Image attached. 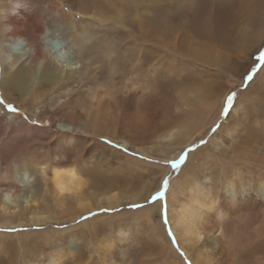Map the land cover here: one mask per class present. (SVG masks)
I'll use <instances>...</instances> for the list:
<instances>
[{"label":"rangeland","instance_id":"obj_1","mask_svg":"<svg viewBox=\"0 0 264 264\" xmlns=\"http://www.w3.org/2000/svg\"><path fill=\"white\" fill-rule=\"evenodd\" d=\"M16 2L2 0L0 4L8 19L4 21L10 27L16 26L13 17L16 11L8 10ZM20 6L24 10L19 19L28 37L30 26L25 24L29 23L26 19L34 18L42 30L49 31L51 38L47 43L66 46L65 58L80 73L77 83L63 87L42 85L37 89L35 83L42 76L37 63L22 67L20 63L15 75L24 80L11 87L10 76H1L0 56V156L5 167L2 169L14 176L22 174L27 186L19 187L7 215L13 218L42 204L49 209L43 216L53 218L56 223L30 227L27 216V223L21 227L3 228L0 235L17 236L5 250L18 254L19 264H41L48 262L54 253L45 251L34 261H26L19 239L34 234L45 238L51 235L55 240L59 232L79 231L76 237L67 236L60 244L68 264H236L237 258L230 250V257L214 256L202 241L194 244L196 250L189 248L185 252L183 232L175 225L177 209L173 206L178 203L171 198L173 205L169 209L166 201L170 190L186 187V180L193 178L202 187L207 184L211 195L220 193L223 187L229 189L234 180L235 184L242 180L245 185L254 183L264 196V180L260 179L264 176V59L261 58L264 0H117L116 7L110 10H104L109 7L108 0H21ZM72 35L83 40V47L73 44ZM2 37L0 41L9 40L10 31L2 30ZM104 41L115 47L110 60L117 62L108 63L110 66L89 60L90 56L92 59L100 56V44ZM196 91L206 95L192 100L191 96L199 93ZM229 95H233L230 105ZM190 102L195 103L191 104L192 108ZM9 104L17 111L9 112ZM227 120L238 124L235 129L246 128L244 134L234 138L224 135L221 127ZM177 126L182 138L193 136L188 141L190 144L178 145L181 139L168 148L169 152L181 151L179 155L185 156L173 168L178 159L159 160L152 149L159 144L158 135ZM65 127L74 132L65 131ZM70 136L77 145L64 144ZM72 151L79 154L77 159ZM33 161L39 164L36 162V166ZM186 164L190 167L188 173L182 171ZM129 168L136 174L147 175L139 182L133 179L134 184L118 183V175L124 181L122 172L127 173ZM234 168L241 178L232 177ZM56 169H74L80 179L81 194L75 190L59 193L51 181ZM248 172L253 174L249 176ZM165 179L168 180L165 199L149 203ZM96 181L101 184L98 195L89 188ZM108 184L116 185L117 189H107ZM145 188L149 191L145 192ZM182 192L181 196L185 195V189ZM141 194L145 197L143 201ZM113 196L119 197V202L109 207V201L116 198H107ZM96 203H100L99 209ZM137 203L143 207H130ZM84 205L94 209L85 210ZM163 205H166L167 224L162 215ZM1 210L2 205L3 215ZM75 213L82 215L76 218ZM147 216H152L153 221ZM261 218L249 217V224L238 229L235 237L241 247H251L255 239L253 227L259 225ZM233 222L227 224L228 235L234 232L230 227H236ZM162 230L166 236L159 233ZM77 254L82 256L80 261L72 258ZM239 264L248 263L240 260Z\"/></svg>","mask_w":264,"mask_h":264},{"label":"bare ground","instance_id":"obj_2","mask_svg":"<svg viewBox=\"0 0 264 264\" xmlns=\"http://www.w3.org/2000/svg\"><path fill=\"white\" fill-rule=\"evenodd\" d=\"M1 1H0V4H1ZM108 1H109V7L107 6L108 8H106L104 10H107L109 8H112V7H116V1L117 0H108ZM20 4H21V0H17V2L14 4V7H12V9H11V7L9 8V10L7 9L8 11H11V10L16 11V13L13 16L14 18H16V20L14 19V24L16 26L10 27V24H8V25L6 24L7 22L4 20L7 19L6 18L7 16H6V11L2 8L3 4L1 5V8H0V39L3 38L2 37V30H5L7 32L10 31V33H11V38L9 40H1L0 41L1 76H5V75L8 76L9 75L10 77H8V79H9V82L11 81V83H12V84L10 83L11 87H13L12 85L13 84L17 85V82H19L20 79L24 80V78H21V76L15 75V71L19 70V69L16 70V66L19 65L20 63H21L20 65L22 67V66L28 65L29 63L36 62L39 70L42 73V76H41V79L39 80V83H35V86H37V89H40L42 85L48 86V85L57 84V85H59V87H63L64 85L77 83L76 78L80 72L78 73L79 69L78 70H76V68L73 69V67L70 65V62L65 58L66 46H65V48L63 45L51 46V44L47 43L49 38H51L49 31L48 30H42L41 26L37 22H35L34 18L26 19L29 23H25V24H29V26H30V31H29L30 36L28 37V32L25 29L23 30V28H22L23 27V21L19 19L22 17L20 15V14H22L21 11L24 10V7L20 6ZM214 18L217 19L218 18L217 15H215ZM115 22H118V20H116ZM220 23H222V22H220ZM128 27H131V26L128 25ZM155 28L153 26L154 30H155ZM14 30H15V32H14ZM13 33H15L16 36L13 35ZM145 33H146V31H145ZM82 41L83 40H80L79 37L78 38L76 36L72 37L73 44H77V46L81 47L83 45ZM39 42H40V46H39ZM85 45H86V43H85ZM113 47L114 46L112 43L104 41V43L100 44V48H99L100 49V56L98 55L99 56L98 57L94 54L95 55L94 58L97 62L94 61V58L92 59L91 56H90L91 59H89V60L90 61L92 60L93 62H95L97 64H99V63L100 64L101 63H105V64L107 63L108 64L109 63L110 65H112L111 62L113 60L111 61L110 59H111V57H113V56H111L113 54V49H112ZM86 48H88V47H86ZM83 49H81V50H83ZM102 50H103V52H102ZM83 51H85V49ZM101 52L104 55L101 54ZM48 56L51 57V61L50 60L48 61V59H49ZM102 58H105V59L101 62L100 60H102ZM105 60H106V62H105ZM115 62H117V61H115ZM115 62H112V63L115 64ZM88 65H90V64H88ZM54 67H57L59 70L54 69ZM117 67H116V69H117ZM72 70H74V72ZM58 71H60V72H58ZM25 75H23V76H25ZM12 80L14 81V83ZM196 92L198 93L199 91H196ZM198 94H196L194 97H193V95H194L193 94L191 96V99L193 100V98L195 99V97H197V96L199 98V96L201 97L204 94L206 95V92H204V94H203V92H201L199 95ZM201 94H203V95H201ZM100 95L102 96L104 94H100ZM209 95H211V94H209ZM197 103H199V101ZM191 104H193V103L190 102L188 104L190 106V108H192ZM187 120H189V119H187ZM185 122H186V120H185ZM187 122H186V124H187L186 126H188V124H189ZM233 122L227 120V122L224 125H222L221 131L223 132L224 135L228 134V136H230L231 138H234L236 135L242 136L244 134V130L246 128L244 130L235 129L238 126V124L237 123L234 124ZM180 126H182V125H180ZM203 126H204V124H203ZM179 128H180L179 126L172 127L171 129L164 131L163 133L158 135L156 140H158L157 142L159 144L155 145L153 147V149L152 148L151 149H152V153H154V155L159 157V160L169 161L171 159H179L177 157L180 156L179 154L181 151H175L174 152L172 150L171 152H169L168 148L170 146H172L173 144L176 145L181 139H182V141H180V143L178 145L190 144V142H188V141L191 140V137L193 135L188 134L186 137L182 138V135L180 134L181 132L179 131ZM184 129L186 130V128H184ZM187 129H188V127H187ZM65 131L71 132V133L74 132V131L72 132V130L71 131H69L68 129L66 130V127H65ZM194 131H196V130H194ZM263 136H264V133H263ZM227 138H226V140H227ZM127 141H125L126 144L130 143ZM64 144L65 145L70 144L72 146L77 145V144H75L74 139L71 136L68 137V139H66ZM125 146H127V145H125ZM82 151H83V149H82ZM72 152H74V151H72ZM75 152H77L76 149H75ZM75 154H76L75 157L77 159V156H79V154H77V153H75ZM65 156H67V155L65 154L64 157ZM62 157H63V154H62ZM58 159L56 157L55 160L57 161ZM67 159H69V158H67ZM63 160H64V158H63ZM2 161H3L2 157L0 156V206L2 205L1 211L3 212V215L0 214V230H2L3 228H10V227L14 228V226H17V227L23 226L25 223H27V222H25L26 221L25 219L27 218V216L30 217V220L28 219L30 221V224H29L30 227L36 226L35 224H42V225L45 224V225H49V226H53L52 225L53 223L56 224L54 222L53 218L46 217V215L43 216V214L44 213L46 214L49 209H48V206H43L42 204H40V206H38V208H34V209L29 208V210L27 212L24 211L25 213H23V214H19V213L15 214L14 216H12L13 218H10L7 215L8 211H9L10 203L14 202V197H17V192L19 190V187H27V186L25 184L26 181L24 183V178H23L22 174L20 176H14L12 173L3 172L2 168H5V167H3ZM36 162L39 164L38 161H33L32 163H34L37 166L38 164ZM58 162H60V161H58ZM65 162H66V160H65ZM29 163H28V165H29ZM52 164H54V163L52 162ZM257 165H259V164H257ZM56 167H58V166H56ZM93 168H95V166H93ZM189 169H190V167L188 166V164H186L182 171L188 173ZM63 170L64 171L56 169L54 172L52 171L53 172V180H51V181H53L52 183L54 184L56 189L59 191V193L69 192V191L75 190V191H77V194H78L81 190V183H80V179H78L76 177L75 170L74 169H72V170L63 169ZM128 172L131 173L132 175H130ZM128 172L127 173L122 172L123 175L121 177L124 178V181H121L118 178L119 177V175H118V177H117L118 181L117 182L121 183V184H122V182L134 184L133 179H136V181L139 182L138 180L143 179L147 175V174H140V173L136 174V171L134 169H131V168H129ZM233 172H235V173H233L232 177L240 174V173H238V169H235V168H234ZM134 173H135V176H134ZM249 174H250L249 176H251L253 174V172H250ZM128 176H130V177H128ZM238 176L241 178L240 175H238ZM193 177H194V175H193ZM105 179L109 180V177H108V179L107 178H105ZM193 179L189 180V181L186 180V182H185V183H187L186 187H184V185H182L181 188L178 187V190H176V188L173 189L172 191L170 190L169 195H168L169 198L166 201V204L168 205L169 209L173 205L171 198H173V201L175 203H178V205H174L173 207H175V209H177V212L175 214V225L181 229L180 232H183V236H184V245L185 246H183L182 249L185 252H187V250L189 248L194 249V244L196 245V243H198L199 241L200 242L202 241L204 248L210 250L209 252L211 254H213L214 256L226 255V254L228 256V255H230L229 252H231L233 254V256L237 258L236 264H239L240 260H243L248 264H257V262H259V264H264V237H263V235H264V232H263V230H264V228H263L264 227V196L262 195L261 192H259V190H257L258 187L256 188V186L253 185L254 183H252L251 185L242 184V180H240L241 183L238 181L239 184H235V180H234L233 182L230 183L231 187L229 189L226 188L227 190H225V188L223 187V188H221L222 191H220V193L216 192V193H213L211 195L210 194L211 191L207 187V184H205L206 188L202 187L198 182L195 181V179L194 180ZM260 179H262V181H263L264 176L261 175ZM28 180H29V178H28ZM93 180H92V182H93ZM98 180H103V179L99 178ZM260 183H261V181H260ZM262 183H263V187H264V182H262ZM115 186L116 185L111 184L107 187V189L113 190L114 188H116ZM160 186H161V184L159 186H157L156 189H158ZM100 187H101V184L99 181H96V182L91 183L89 185V188L95 191L94 195H98L96 192H101ZM263 187H261V188L263 189ZM146 188H147V186H146ZM146 188H145V190H146ZM184 189H185V195L181 196V193L182 194L184 193V192H182ZM147 191H149V190L147 189L145 192H147ZM178 193L180 195L174 197L175 196L174 194H178ZM79 194H81V193H79ZM148 194H149V192H148ZM143 195L144 194H141L139 196V197H141L140 198L141 201H143L145 198ZM179 196H181V197H179ZM112 198H116V197L113 196V197H109L107 199L111 200ZM146 198H148V197H146ZM118 199H119V197L109 201V207H111L114 203H117ZM181 200H184V201L181 202ZM31 202H34V201H31ZM79 203H80V206L83 205V204H81L82 202H79ZM79 203H78V205H79ZM100 206H101L100 203H96V205H95V207L97 209H99ZM83 207L85 208V210L90 209V207H86V205H84ZM77 209H80V208H77ZM93 209L94 208L90 209L89 211H91ZM64 213H66L65 215H68V218L70 217V219L73 217L70 215V213H68L66 211ZM76 213H75V217H76V215H78L77 217L80 218V216L82 214H76ZM13 214H14V212H13ZM71 214H73V213H71ZM150 214H151V212H150ZM260 215L262 216L263 220L261 218V222H259V225H255L253 227V231H254L253 236H255V239L253 238L254 241L252 239L251 247L246 248V249L241 247L240 244L238 243V239L235 237V236H237L238 229H240V227L243 225L249 224V217H251L252 220H255L256 218H257V220H259L258 218L261 217ZM63 216H64V214H63ZM146 218L149 219L150 221H153L152 216L149 218L147 216ZM52 219H53V221H52ZM55 220H57V219H55ZM257 220H256V222H258ZM147 222H148V220H147ZM228 222H233L234 224H236V225H234L236 227H230V228H232V230L234 232L230 233L229 235L226 232ZM69 223H72V221H69ZM83 224H85V222H83ZM170 224H172V223H170ZM57 225H60V224L57 223ZM73 225H75V224H73ZM157 227H160V226H157ZM156 228H154V229H156ZM104 231H105V229H104ZM260 231H262L263 233H261L260 235H257V233ZM88 232H90V231H88ZM159 233H161V235H163V236H166L163 234V230L160 231ZM78 234H80L79 231L74 232V233H69V232H65V231L63 233L59 232L57 235H55V236L53 235L54 237H56L55 240H53L51 235H48V238H45V236L44 237L34 236V234H30L29 236H27L24 234L27 237L19 239L18 244H19L20 248H24L23 259L24 258L27 259L26 261L32 262V261H34V259L38 255L42 254V252L50 251V253H54V254L50 255V259L48 262H46V260H45V261H42L41 264H48V263L49 264H68V263H66V260L64 259L66 257H64L65 253L63 252V250H65V249L62 250L61 245L67 236L74 235L76 237ZM79 236H82V238H83L84 235H79ZM14 237H17V236L16 235L10 236L8 234L0 235V246H1L0 247V253L2 254L0 257V264H19L18 254L12 255L5 250V246L7 247V245L11 242V240H13ZM158 239H160V238H158ZM165 239H167V238H165ZM162 241L168 242V240H164V239ZM164 244H166V243H164ZM178 244H179L178 246L180 247L181 246L180 242ZM80 247L83 248L84 246L83 247L80 246ZM167 247H168V249L170 248L169 245ZM194 250H196V249H194ZM228 250H230V251L228 252ZM29 251H30V254L28 255L27 253ZM82 251H83V249L80 252H82ZM239 251H241L240 254L238 253ZM243 251H245V252H243ZM163 255H164V252H163ZM81 257H82L81 255L77 254V255H74L72 258L74 259V261L75 260L80 261ZM228 257H230V256H228ZM172 258H174V257H172ZM70 260H72V259H70Z\"/></svg>","mask_w":264,"mask_h":264},{"label":"snow or ice","instance_id":"obj_3","mask_svg":"<svg viewBox=\"0 0 264 264\" xmlns=\"http://www.w3.org/2000/svg\"><path fill=\"white\" fill-rule=\"evenodd\" d=\"M261 58L264 59V55H262ZM248 79H251V76L250 75H249ZM232 101H233V95H229L227 97V103L230 105L232 103ZM7 109H8L9 112H13V113L17 111V109H15L11 104L7 105ZM106 143H111V141H106ZM184 159H185V156L184 155H181L180 158L173 163V165H172L173 168L178 167L184 161ZM167 187H168V180L165 179L164 182H163V184H162V186H161V188H160V190L157 191L151 197V199L148 202L151 203V202H154V201H156V202L163 201L165 199ZM130 207H132V208H141V207H143V205L137 203V204L130 205ZM162 215L165 217L164 223L167 224L166 205H163L162 206ZM81 219H86V218L85 217H82ZM169 235H171V232H169Z\"/></svg>","mask_w":264,"mask_h":264}]
</instances>
